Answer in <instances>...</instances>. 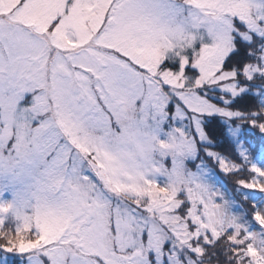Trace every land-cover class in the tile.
<instances>
[{
  "label": "snow or ice",
  "instance_id": "obj_1",
  "mask_svg": "<svg viewBox=\"0 0 264 264\" xmlns=\"http://www.w3.org/2000/svg\"><path fill=\"white\" fill-rule=\"evenodd\" d=\"M0 264H264V0H0Z\"/></svg>",
  "mask_w": 264,
  "mask_h": 264
}]
</instances>
